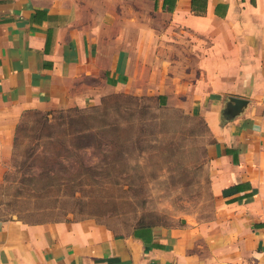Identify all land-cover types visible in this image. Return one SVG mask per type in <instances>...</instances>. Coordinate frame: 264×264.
Masks as SVG:
<instances>
[{"label": "crops", "instance_id": "obj_1", "mask_svg": "<svg viewBox=\"0 0 264 264\" xmlns=\"http://www.w3.org/2000/svg\"><path fill=\"white\" fill-rule=\"evenodd\" d=\"M116 92L201 114L213 217L146 238L90 218L3 220L0 264H264V0H0V158L24 111ZM229 96L248 105L222 121Z\"/></svg>", "mask_w": 264, "mask_h": 264}, {"label": "rangeland", "instance_id": "obj_2", "mask_svg": "<svg viewBox=\"0 0 264 264\" xmlns=\"http://www.w3.org/2000/svg\"><path fill=\"white\" fill-rule=\"evenodd\" d=\"M75 107L89 115L76 120L71 134L61 133L56 117ZM51 110L46 127L41 115L21 116L12 152L0 158V221L90 218L128 234L141 219L169 227L213 217L208 149L214 138L196 110L164 106L148 92H116L84 106L41 111ZM60 135L64 147L56 153ZM62 156L78 167H59Z\"/></svg>", "mask_w": 264, "mask_h": 264}, {"label": "trees", "instance_id": "obj_3", "mask_svg": "<svg viewBox=\"0 0 264 264\" xmlns=\"http://www.w3.org/2000/svg\"><path fill=\"white\" fill-rule=\"evenodd\" d=\"M55 112L56 111H53V110L41 111V110L29 109V110H26L24 112L22 117H25V116L31 115V114L41 115L45 120V122H43L44 123L43 127H46L48 125V123L51 121V119L54 118L53 114H55ZM87 115H89V112L87 110H84V109H81L78 107L69 108V109L60 111V115L58 117H56V119L58 120V125L60 127V132L61 133L67 132V134H71V132L73 130L74 123L76 122V120L78 119V121H79V119H82V118L86 117ZM62 136L63 135H60V137H61V138H59L60 140L62 139ZM62 143L63 142L61 140V142H59L58 145L53 148V150L56 153H61L62 148L64 147V146H62ZM83 152L84 151H82V153ZM84 153H86V152H84ZM75 162H77V161H75L74 159H72L70 157L62 156L59 159L58 166L59 167H66L67 164H71L73 166L78 167V163H75ZM50 222H52V221H50ZM55 222H57V221H55ZM34 223H38V222H34ZM39 223H46V222H39ZM155 225H157V224H154L153 222H147V221L141 219L134 224L132 231L136 236L146 238L147 235L149 236L151 234L152 228ZM139 229H142L143 232H140Z\"/></svg>", "mask_w": 264, "mask_h": 264}, {"label": "water", "instance_id": "obj_4", "mask_svg": "<svg viewBox=\"0 0 264 264\" xmlns=\"http://www.w3.org/2000/svg\"><path fill=\"white\" fill-rule=\"evenodd\" d=\"M247 105V99L237 96H229L225 103L224 109L221 112L222 121L233 120L244 111Z\"/></svg>", "mask_w": 264, "mask_h": 264}]
</instances>
